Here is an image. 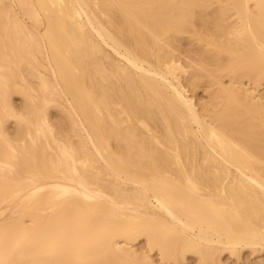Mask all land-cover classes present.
<instances>
[{"label":"bare ground","instance_id":"bare-ground-1","mask_svg":"<svg viewBox=\"0 0 264 264\" xmlns=\"http://www.w3.org/2000/svg\"><path fill=\"white\" fill-rule=\"evenodd\" d=\"M263 85L264 0H0V264H264Z\"/></svg>","mask_w":264,"mask_h":264},{"label":"rangeland","instance_id":"rangeland-1","mask_svg":"<svg viewBox=\"0 0 264 264\" xmlns=\"http://www.w3.org/2000/svg\"><path fill=\"white\" fill-rule=\"evenodd\" d=\"M185 41H187V43H188V41H189V39H185ZM185 41L184 42H182V43H184V44H186L185 46H186V48L188 47L187 45H189V49H191V50H193L194 49V47L196 48V46L197 45H199L196 41H192V40H190L189 41V44H187V43H185ZM193 42H194V44H193ZM191 43V44H190ZM184 44H181V51L182 52H184L185 51V49H184ZM194 46V47H193ZM200 46V45H199ZM199 46H197V47H199ZM182 47H183V50H182ZM189 49L187 48V50L185 51V52H188L189 53ZM190 50V51H191ZM190 55H191V53H189ZM186 55H188L187 53H186ZM189 56V55H188ZM190 57V56H189ZM182 59H183V56H182ZM190 59H194V56H192L191 55V57H190ZM222 81H224L223 83H225V84H227L228 83V78H226V77H224L223 79H222ZM244 84L246 85L247 84V82L246 81H244ZM215 86H213V87H211V86H209V85H207L206 83H201V85L199 84L198 85V89H193L192 91H190V93L193 95V98L195 99V97H196V99L197 100H199L198 102H196V104H202V105H207V103L205 104V101L204 100H208V93L214 88ZM195 90H196V92H195ZM257 92H258V94H260V95H264V85H263V88L262 87H260L258 90H257ZM195 93V94H194ZM194 95H195V97H194ZM203 101H202V100ZM197 100H195V101H197ZM201 101V102H200ZM14 102H16V104H18V102H19V99H18V97L17 96H15L14 97ZM198 104V105H199ZM53 112V111H52ZM53 114V113H52ZM139 245H141V244H139ZM139 245H138V247H139ZM247 252H244V254H246ZM243 254V256H245L244 258H243V260H248V258L250 259V257H249V254H246V255H244ZM223 259H224V262L226 263L227 262V264H233L234 262H233V260H227V256L225 257H223ZM189 260V261H188ZM188 260L185 262V264H194V262H192V259L189 257L188 258ZM191 261V262H190Z\"/></svg>","mask_w":264,"mask_h":264}]
</instances>
